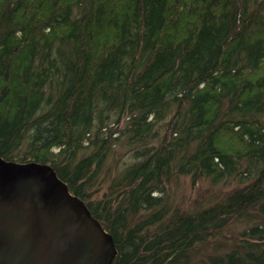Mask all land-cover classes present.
I'll use <instances>...</instances> for the list:
<instances>
[{
    "label": "trees",
    "instance_id": "obj_1",
    "mask_svg": "<svg viewBox=\"0 0 264 264\" xmlns=\"http://www.w3.org/2000/svg\"><path fill=\"white\" fill-rule=\"evenodd\" d=\"M0 157L51 166L112 264H173L250 210L183 264H264V0H0ZM182 179L220 190L184 206Z\"/></svg>",
    "mask_w": 264,
    "mask_h": 264
},
{
    "label": "water",
    "instance_id": "obj_2",
    "mask_svg": "<svg viewBox=\"0 0 264 264\" xmlns=\"http://www.w3.org/2000/svg\"><path fill=\"white\" fill-rule=\"evenodd\" d=\"M112 236L48 164L0 157V264H112Z\"/></svg>",
    "mask_w": 264,
    "mask_h": 264
},
{
    "label": "rangeland",
    "instance_id": "obj_3",
    "mask_svg": "<svg viewBox=\"0 0 264 264\" xmlns=\"http://www.w3.org/2000/svg\"><path fill=\"white\" fill-rule=\"evenodd\" d=\"M218 190H220V187L211 190L209 184L205 181L195 183L190 186L187 179H182L177 186L174 197L177 203L180 204L182 201L184 206H190L194 200L207 201L209 197L218 192ZM257 218L258 214L255 210H250L246 216L236 219L229 224L224 229V233L222 235L217 236L214 239L211 238L206 243L195 245L191 248V250H188L189 253L188 251L187 254L185 253V256L191 255V262H197L202 259H206L209 255L211 256L213 254L223 253L229 250L233 246V240L237 234ZM185 256H181L178 258V261L173 264H183L186 259Z\"/></svg>",
    "mask_w": 264,
    "mask_h": 264
}]
</instances>
